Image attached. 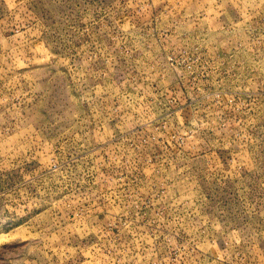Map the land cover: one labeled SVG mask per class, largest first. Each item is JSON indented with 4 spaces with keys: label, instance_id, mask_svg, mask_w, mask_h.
I'll return each mask as SVG.
<instances>
[{
    "label": "rangeland",
    "instance_id": "obj_1",
    "mask_svg": "<svg viewBox=\"0 0 264 264\" xmlns=\"http://www.w3.org/2000/svg\"><path fill=\"white\" fill-rule=\"evenodd\" d=\"M0 264H264V0H0Z\"/></svg>",
    "mask_w": 264,
    "mask_h": 264
}]
</instances>
